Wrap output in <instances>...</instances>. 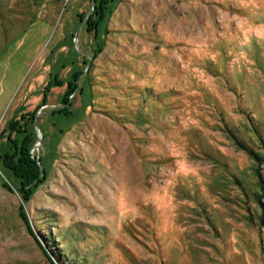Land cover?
I'll return each instance as SVG.
<instances>
[{
	"label": "rangeland",
	"instance_id": "rangeland-1",
	"mask_svg": "<svg viewBox=\"0 0 264 264\" xmlns=\"http://www.w3.org/2000/svg\"><path fill=\"white\" fill-rule=\"evenodd\" d=\"M28 133L0 264H264V0H0V154Z\"/></svg>",
	"mask_w": 264,
	"mask_h": 264
},
{
	"label": "trees",
	"instance_id": "trees-1",
	"mask_svg": "<svg viewBox=\"0 0 264 264\" xmlns=\"http://www.w3.org/2000/svg\"><path fill=\"white\" fill-rule=\"evenodd\" d=\"M57 82V80L55 81ZM51 82H47L45 88H44V94H43V101L42 104L38 107H42L45 105L46 100V92L50 90ZM70 88V83L67 84V89ZM66 94V95H65ZM65 97L63 102H65L66 97H69L70 93L68 90L65 92ZM61 109V108H60ZM38 110L35 109L33 111H26L21 114L20 122L24 121L25 119L28 120L29 123H32L35 119L36 112ZM17 119L16 121H18ZM15 121V120H14ZM15 125L13 121L9 122V126ZM22 124V123H21ZM33 130V128H32ZM16 132H28L26 129L21 131L19 129H16ZM28 135V136H26ZM31 134H25V137L20 140L19 143L14 142L13 147H10L9 149H6V151H3L0 154L2 163L4 166L9 169L12 174L19 179L21 190L24 191L26 189L27 195L30 194V192L38 185V183H41L42 179L40 178V171H39V165L38 162L35 161L33 158V155L29 153V149L31 148ZM31 185L30 187H27Z\"/></svg>",
	"mask_w": 264,
	"mask_h": 264
},
{
	"label": "water",
	"instance_id": "water-1",
	"mask_svg": "<svg viewBox=\"0 0 264 264\" xmlns=\"http://www.w3.org/2000/svg\"><path fill=\"white\" fill-rule=\"evenodd\" d=\"M33 125H34V128H35V130H36V131H39V129H38V126H37L36 122H34V124H33ZM37 160H38L37 162H38V164H39V167H41V161H40L39 159H37Z\"/></svg>",
	"mask_w": 264,
	"mask_h": 264
}]
</instances>
